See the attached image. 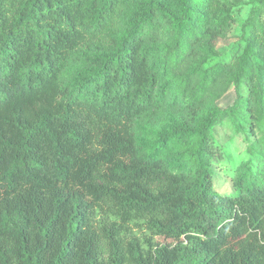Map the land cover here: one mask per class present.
<instances>
[{
  "label": "trees",
  "instance_id": "trees-1",
  "mask_svg": "<svg viewBox=\"0 0 264 264\" xmlns=\"http://www.w3.org/2000/svg\"><path fill=\"white\" fill-rule=\"evenodd\" d=\"M0 0V264H264V0ZM229 90L232 102L218 101ZM245 132L232 191L213 128Z\"/></svg>",
  "mask_w": 264,
  "mask_h": 264
},
{
  "label": "rangeland",
  "instance_id": "rangeland-1",
  "mask_svg": "<svg viewBox=\"0 0 264 264\" xmlns=\"http://www.w3.org/2000/svg\"><path fill=\"white\" fill-rule=\"evenodd\" d=\"M233 4L232 16L233 23L228 31L226 38L218 41V56L212 59L230 60L242 49L243 42L240 39L241 27L248 17L254 4L249 0H228ZM234 93L229 90L222 96L218 103L226 106L232 102ZM213 133L217 144L220 147L221 155L213 164L214 178L213 186L221 193L232 191V180L238 168L245 161L249 154L246 150L245 132H236L229 120H223L213 128Z\"/></svg>",
  "mask_w": 264,
  "mask_h": 264
}]
</instances>
